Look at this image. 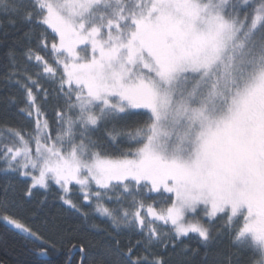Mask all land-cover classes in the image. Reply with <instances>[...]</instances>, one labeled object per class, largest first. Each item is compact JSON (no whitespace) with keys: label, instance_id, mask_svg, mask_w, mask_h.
Wrapping results in <instances>:
<instances>
[{"label":"snow or ice","instance_id":"6c2138e0","mask_svg":"<svg viewBox=\"0 0 264 264\" xmlns=\"http://www.w3.org/2000/svg\"><path fill=\"white\" fill-rule=\"evenodd\" d=\"M0 46L3 102L33 125L0 121V171L25 178L0 221L39 255L264 264V0H0ZM49 193L74 220L40 217Z\"/></svg>","mask_w":264,"mask_h":264},{"label":"trees","instance_id":"16d2710c","mask_svg":"<svg viewBox=\"0 0 264 264\" xmlns=\"http://www.w3.org/2000/svg\"><path fill=\"white\" fill-rule=\"evenodd\" d=\"M20 29V30H17ZM10 36L9 41L14 37H19L22 35V26L17 25L16 28H9ZM14 34V35H13ZM6 51V47L0 46V64L3 62V56ZM3 69L0 67V72ZM7 93V90L0 85V121L7 120L13 125H17L23 128H31L33 125L30 121L22 119L16 114L15 106L6 108L3 99ZM3 165L0 164V168ZM10 173L0 171V191L8 184L9 181L17 188V200H23V196L20 190L25 186V178L17 176L15 179L11 180L9 177ZM45 193L38 192L32 201H27L24 203V208L17 210L15 213L23 221L31 222V213L36 210L37 203L42 200ZM48 200L43 205V210L40 212V217H44L45 214L55 215L60 219L67 218L69 220H74L75 218L70 215L68 210H66L58 200H55L51 193L47 194ZM149 203L151 201H148ZM40 218H37L36 222L32 224L33 228L36 229L41 236L46 240H53L55 237L46 230L39 222ZM96 222L101 225V227L107 228L108 224L102 218L97 217ZM127 235V234H125ZM136 236H133L135 239ZM97 246L102 243L100 237H97ZM191 248H199V252L202 255L205 249L202 245H198L196 240L186 241ZM41 243L38 240L29 241L23 238V236L18 235L16 230L12 229L11 226L6 225L5 222L0 221V264H64L66 251L61 250L59 252L52 251L49 249V254L47 256H41L38 254ZM230 250V240L225 236H220L216 242L212 245L209 250L211 253L225 252ZM234 250V249H232ZM170 251V250H169ZM200 255L193 257L195 261L200 260ZM211 259V257H209ZM243 258V257H242ZM77 256H73L72 264H77Z\"/></svg>","mask_w":264,"mask_h":264},{"label":"rangeland","instance_id":"374dc122","mask_svg":"<svg viewBox=\"0 0 264 264\" xmlns=\"http://www.w3.org/2000/svg\"><path fill=\"white\" fill-rule=\"evenodd\" d=\"M10 173V172H9ZM18 175L14 174V173H10L9 177L11 180L15 179ZM23 178V177H22ZM10 226V225H9Z\"/></svg>","mask_w":264,"mask_h":264}]
</instances>
